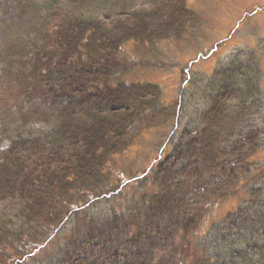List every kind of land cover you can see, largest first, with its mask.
I'll return each instance as SVG.
<instances>
[{
    "label": "rangeland",
    "instance_id": "obj_1",
    "mask_svg": "<svg viewBox=\"0 0 264 264\" xmlns=\"http://www.w3.org/2000/svg\"><path fill=\"white\" fill-rule=\"evenodd\" d=\"M152 3L153 0H32L29 6L37 8V16L47 19L58 11L68 10L74 14L76 10L78 14L84 13L103 21L107 19V23L120 17L117 24L127 25L129 20L124 18L122 12L130 9L146 12L152 8ZM186 6L192 20L178 35L168 36L166 32L164 35L167 37L157 38L152 43L129 42L120 51L123 58L129 61L127 65L130 69L128 73L120 75L118 80L151 83L158 88L160 101L154 111L145 110L130 126L126 147L112 155L109 171L106 174L104 172V180L106 177L107 180L99 185L84 183L81 190L86 189V193L82 194L79 190L77 193L80 194L72 198L60 197L61 215L56 216L51 212L42 214L38 220L42 224L29 222L26 228H19L22 221L13 216L14 211L7 210L10 201L0 200V215L6 211L4 221L17 233L6 240L11 245L10 252L22 253L13 261L8 260L7 264H49L50 261L74 264L76 258L85 264L89 259L97 264H111L105 260L107 257L98 260L101 258L97 256L98 247L118 249L117 255L123 260L124 252H129L133 245L150 246L146 237L141 236L139 241L132 242L133 245L124 243L119 250L118 243L122 236L127 230L136 229L129 228L131 224L129 227L125 225L122 218L117 222L112 219L114 212L120 210H127V213L140 211L142 197H148L158 190L153 181L154 169L168 154L172 156L171 164L176 173L168 182H181L188 186L189 194L184 203L187 208L189 205L192 208V212L188 211L183 219L181 215L178 220L183 222L193 213L198 217L187 236H178L175 244L166 249L163 246L168 241V234L165 236L164 232H152L154 242L161 248L154 262L163 264L167 260L165 264H190L193 260L199 261L201 253L216 251L210 240L216 231L219 232L218 228L225 227V224L220 223L228 216L231 218L226 220L227 226L223 230L227 239L230 230L234 233L235 241L242 237L249 241L251 237L260 238L246 236V231L241 228L246 226L251 228L252 234L260 228L257 234L264 239V205L260 206L256 201V198L264 200V0H186ZM37 16L29 13L17 19L0 20V151L18 137L42 135L55 124V112L48 103L40 102L39 96L29 99L21 94L24 89L28 94L33 93H29L31 86L25 80H20V86L14 85L16 74L24 68L21 60L28 61L31 57L32 43L42 44L36 41L40 28ZM231 61L253 65L248 70L253 71L252 75L259 84L258 95L250 100L257 101L255 106L248 112L246 110L244 118L230 130L231 135L227 134L222 140L218 146L220 159L217 163L210 160L204 162L203 158L191 153L172 155L175 152L171 151L178 142L186 143L195 138L196 130L201 128L200 111L209 101L206 84L213 78L215 71ZM23 72L28 71L25 68ZM217 78L220 79V76ZM149 90L154 92L153 88ZM188 130L192 134L183 135ZM254 130L262 131L256 141L258 148H261L249 158L255 166L251 167L258 173L247 172L252 180H247V175H240L237 181L229 180L220 166L228 165L235 160V155L246 152L249 144L243 143V138ZM237 145H243L241 152H235ZM194 147L198 150V146ZM202 165V173L199 169L196 175L189 172L194 166L201 168ZM182 171H185L184 175L178 176ZM242 177L244 179L241 180ZM246 181L248 185L242 186ZM250 186L262 192L249 198L247 189ZM212 189L214 191L211 192ZM167 216L168 213L159 221L162 230L170 222ZM93 218L99 220L96 222L110 219V224H100V230L94 231L97 226L92 222ZM231 220L234 223L232 226L228 224ZM131 221L141 225L138 217H129ZM53 224H56L55 227L48 230L46 226ZM24 234L36 244L27 243ZM198 242L205 244V249L190 248ZM3 245L1 241L0 247ZM139 257L136 262L140 261ZM64 259L65 262L62 261Z\"/></svg>",
    "mask_w": 264,
    "mask_h": 264
},
{
    "label": "trees",
    "instance_id": "obj_2",
    "mask_svg": "<svg viewBox=\"0 0 264 264\" xmlns=\"http://www.w3.org/2000/svg\"><path fill=\"white\" fill-rule=\"evenodd\" d=\"M30 3L32 0H0V20L17 19L29 13L37 16V8L29 6ZM151 6L146 12L136 9L122 12L124 18L129 20L127 25L117 24L120 17L107 23V19L103 21L84 13L78 14L76 10L74 14L68 10L58 11L50 19L40 15L37 16L39 19L41 17L40 20L36 17L40 27L37 34L40 40L36 41L42 44L32 43L31 57L28 61L21 60L24 68L16 74L14 85L20 86V80H25L31 86L29 93H33L28 94L24 89L21 94L29 99L39 96L42 100L40 102L48 103L50 109L54 110L56 120L51 129L42 135L18 137L0 151V200L10 201L7 210L14 211L13 216L22 221L19 228L28 227L29 222L42 224L39 222L40 216L45 213L61 215L59 198H72L80 194L77 192L84 183L94 182L92 185H99L105 182L107 177L104 180V172L106 174L109 171L112 155L126 147L130 126L142 112L154 111L156 105L158 107V88L151 83L118 80L120 75L128 73L130 69L127 65L129 61L123 58L120 51L129 42L152 43L157 38L167 37L164 35L166 32L168 36H176L192 19L186 0H153ZM237 63L228 62L214 72L213 78L206 84V88H209V101L200 111L201 128L196 130L195 138L186 143L178 142L171 151L175 152L172 155L191 153L203 158L204 162L210 160L212 163L220 159L218 146L233 126L244 118L246 110L248 112L255 106L257 101L250 100L259 93L258 81L252 75L253 71L248 70L253 65L248 66L243 61ZM25 68L28 71L26 73L23 72ZM219 76L220 79L217 78ZM150 88L154 89L153 93ZM184 134L191 135L192 131H184ZM261 134L262 131L258 130L247 133L243 138V143L245 141L249 144L246 152L235 155V160L228 165L220 166L229 180L237 181L240 175L244 177L249 171L258 173L254 171L255 166L249 158L261 148L256 143ZM194 146H198V150ZM240 149L243 150V145H237L235 152H241ZM171 159L172 156L168 154L154 169L153 181L158 190L148 197H142L143 206L140 211L127 213V210H120L114 212L112 219L117 222L122 218L125 225L129 227L131 224L129 228L136 229L127 230L122 236L118 243L119 250L124 243L132 244L133 241H139L141 236L146 237L150 246L132 244L135 248L132 246L129 252H124L123 260L117 255L118 249L101 246L97 248V256H101L99 261L107 257L105 260L111 264H160L153 261L161 248L154 242L152 232H164L165 236L168 234V241L163 246L166 249L175 244L178 236H187L196 224L198 216L195 213L183 222L178 220L181 215L183 219L188 211L192 212V208L190 205L187 208L184 203L189 194L188 186L181 182H168L171 176H176ZM195 168L189 172L196 175L198 169L201 173L204 171L203 165ZM183 172L178 176L182 177ZM247 177L249 180L252 176ZM244 184L248 185V182L241 185ZM247 190L249 198L262 192L255 191L252 186ZM79 192L83 194L87 190L83 188ZM256 201L260 206L264 205L262 198H256ZM167 213L170 222L162 230L159 221ZM5 215L6 211L0 215V242L4 244L0 247V264H7L8 260L13 261L22 256L20 252H10L11 245L6 240L17 233L15 228L5 223ZM129 217L140 218L141 225L137 221L129 222ZM230 218L228 216L220 224L226 227V220ZM232 220L228 221L230 226L234 224ZM96 221L99 220L93 218L92 222L97 226L94 231L100 230L103 223L105 226L110 219ZM55 225L46 227L49 230ZM225 227L218 228L219 232L216 231L210 240L216 251L201 253L200 262L193 260L190 264H264V239L257 234L260 228L252 234L248 226L241 227L246 231V236L260 238L251 237L249 241L242 237L235 241L232 230L229 231L228 239L223 234ZM209 235L207 233V237ZM23 238L33 244L26 234ZM201 247L205 249L206 245L198 242L190 246L193 250ZM64 253L67 254L66 251ZM139 255L141 259L136 262ZM62 261L65 262V259ZM75 261L74 264H85L80 258ZM86 261L87 264H97L91 259ZM49 264L57 263L50 261Z\"/></svg>",
    "mask_w": 264,
    "mask_h": 264
}]
</instances>
